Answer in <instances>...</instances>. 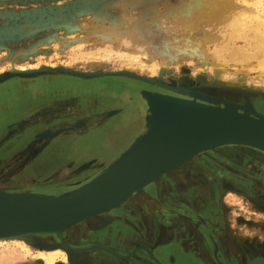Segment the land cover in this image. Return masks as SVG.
I'll return each mask as SVG.
<instances>
[{"label": "rangeland", "instance_id": "obj_1", "mask_svg": "<svg viewBox=\"0 0 264 264\" xmlns=\"http://www.w3.org/2000/svg\"><path fill=\"white\" fill-rule=\"evenodd\" d=\"M196 1L0 0V153L11 148L0 154V187L57 192L94 175L144 130L147 103L141 89L180 95L195 89L237 104L248 98L264 117V0H213L230 12L209 22ZM186 4L189 12L181 14ZM231 29L242 38L228 35ZM129 86L138 87L136 94ZM115 92L122 102L110 99ZM130 100L137 103L135 123L126 120L111 131L100 130L102 121L106 125ZM100 114L104 118H88ZM95 132L104 135L105 145H118L111 156L90 147L73 154L82 160L57 155L63 142ZM45 156L51 161L44 164ZM186 162L190 166L183 163L166 173L177 172V181H185L192 243L200 218L212 221L203 231L201 263L260 264L264 151L225 144ZM213 238L223 240L221 252ZM5 240L0 250L18 253L6 264H48L38 255L55 250L62 253L49 264H86V252L62 245L54 233ZM39 240L55 242L46 246Z\"/></svg>", "mask_w": 264, "mask_h": 264}, {"label": "water", "instance_id": "obj_2", "mask_svg": "<svg viewBox=\"0 0 264 264\" xmlns=\"http://www.w3.org/2000/svg\"><path fill=\"white\" fill-rule=\"evenodd\" d=\"M181 92L184 95L141 89L147 103L144 131L85 181L57 192L36 190L51 198L33 206L1 208L0 236L38 230L34 234L54 233L69 247L62 240L64 230L119 206L188 156L225 144H247L264 151L262 115ZM59 226L67 227L59 234L49 229Z\"/></svg>", "mask_w": 264, "mask_h": 264}, {"label": "flooded vegetation", "instance_id": "obj_3", "mask_svg": "<svg viewBox=\"0 0 264 264\" xmlns=\"http://www.w3.org/2000/svg\"><path fill=\"white\" fill-rule=\"evenodd\" d=\"M129 87L133 93L136 94L138 87ZM160 92L168 93L166 91ZM110 99L116 102H122L121 96L116 92L115 94L111 95ZM133 99H136L135 96ZM137 109L136 101L130 100L126 106L124 104L123 108L119 109L117 115H114L108 120L106 125H104L103 122L100 130H103L104 132L107 130L111 131L118 126H121L123 121L126 120L129 122L133 121V123H135ZM75 136L76 137H74L71 142L65 141L56 147L57 150H60L57 153L58 156H61L60 158H76L80 160L81 157L77 158L75 156L77 153L76 151L87 149L89 147L97 148L98 152L96 154L111 156L115 147L118 146L116 144L105 145L104 135H100L96 132L92 134L80 133ZM126 137L124 136L121 139ZM10 150L11 148H8L0 154H8ZM67 154H72L71 158L64 156ZM57 158L59 157H53L54 160H57ZM42 161L45 164L50 162L51 159L50 157L45 156L44 160ZM84 165L85 163H83V166ZM183 165L190 166V163L186 162ZM176 173L175 175L171 173H164L161 176V179H159L157 182L147 185L146 187L153 190L151 193L158 199L157 202L160 206H167L168 209H171L173 216L178 217L179 219L182 217L189 218V207L185 201V197L187 195L185 188L183 187L185 181H177ZM187 182L189 183L190 181L188 180ZM16 187L27 188L28 186L19 185ZM135 210H137V205L126 202L125 204L108 213H101L97 216L87 219L86 221L76 224L74 227L64 233L65 240L67 239L66 241L71 244V246L79 248L80 250H76L77 252H86V264H124L121 260H127L129 261V264H131L136 261V259L133 258L135 256H138L140 259H144V264H203L201 263L204 253L202 245L205 240L203 238L204 236L202 228L205 226V224L207 226H210V224L212 225V221L207 220V218H200L199 221L202 226H200L198 232L195 233L198 237L193 243L190 239L191 233L188 231L186 225L181 226L182 224L180 225V222L178 221V225L175 226L172 234L170 235L172 242L165 246L155 247L153 246V238L155 236L154 231L151 229L149 230L142 228L140 224L139 226H135L132 222H130L131 220L129 219L133 220L135 217L133 215ZM118 214L122 215V219L115 217ZM222 241V239L217 241L215 238H213L215 248L220 252ZM151 249L153 250L154 257H150L148 252H151ZM81 261L84 262L83 260H77V262ZM260 264H262V262Z\"/></svg>", "mask_w": 264, "mask_h": 264}, {"label": "bare ground", "instance_id": "obj_4", "mask_svg": "<svg viewBox=\"0 0 264 264\" xmlns=\"http://www.w3.org/2000/svg\"><path fill=\"white\" fill-rule=\"evenodd\" d=\"M226 1V0H225ZM186 2V1H185ZM196 2H199V5L201 4L204 8L202 9V11L204 12V17L206 18L205 19V21L206 20H208V22L209 21H213V20H217L218 18H226L227 17V15L229 14V12H230V9H226V8H222L221 6H215V4L213 3V0H198V1H196ZM195 2V3H196ZM216 2V1H215ZM220 2V1H219ZM222 2V1H221ZM193 3V2H192ZM248 3V2H247ZM214 5V6H213ZM220 5H222V4H220ZM183 6V5H182ZM192 6H193V4H192ZM196 6H198V3H197V5ZM195 6V7H196ZM230 6V5H229ZM201 7V6H200ZM223 7H225V4H224V6ZM189 8H190V6L189 5H185V6H183V7H181V14H183V13H186V11L187 12H189ZM228 8V7H227ZM179 9V8H178ZM193 9H195L194 7H193ZM200 11V10H199ZM174 13V12H173ZM199 13H201V12H199ZM178 14V13H177ZM189 14V13H188ZM191 14V13H190ZM203 14V13H202ZM187 15V14H186ZM199 15V14H198ZM245 15V14H244ZM173 16V15H172ZM197 16V15H196ZM195 16V17H196ZM242 18H243V16H241ZM241 18V19H242ZM189 19V18H188ZM199 19H200V16H199ZM199 19H197L198 21H199ZM203 19V18H202ZM233 19H235V18H233ZM232 19V20H233ZM183 20V19H182ZM181 20V21H182ZM185 20H187V19H185ZM191 19H189V21H190ZM204 20V19H203ZM227 20V19H226ZM238 20V19H237ZM188 21V22H189ZM240 21V20H239ZM185 22V21H184ZM235 23V22H234ZM233 23V24H234ZM239 23V22H238ZM185 24H187V23H185ZM192 24V23H191ZM230 24V23H229ZM262 24V23H261ZM232 25V24H231ZM189 26V25H188ZM187 26V27H188ZM229 26V25H228ZM186 27V28H187ZM231 27V26H230ZM242 27H243V25H242ZM212 28V27H211ZM232 28V27H231ZM230 29V28H229ZM241 29V28H240ZM233 30H235V28L233 27ZM238 30V29H237ZM236 30V32L235 31H232V29H231V31H228V35H230L231 37H233L234 35H236L237 33H238V31ZM249 30V29H248ZM251 30H253V27L250 29V31ZM258 30V29H257ZM264 30V29H263ZM261 32H259V33H261L262 34V30H260ZM243 32V31H242ZM253 32V31H252ZM251 32V33H252ZM257 32V31H256ZM243 33H245V31L243 32ZM243 33L241 34V35H243ZM255 33V32H254ZM253 33V34H254ZM259 33H257L258 34V36H259ZM246 34V33H245ZM243 35V37L244 36H246V35ZM250 34V33H249ZM237 35H239V33L237 34ZM236 35V36H237ZM255 36V35H254ZM262 36V35H261ZM237 37H241L240 35L239 36H237ZM237 37H234V38H237ZM256 37V36H255ZM263 37V36H262ZM242 38V37H241ZM244 38H246V37H244ZM243 38V39H244ZM229 39V38H228ZM242 39V40H243ZM262 39H264V37L262 38ZM245 40H247V39H245ZM261 40V39H260ZM249 41V40H248ZM258 41V40H257ZM226 42V41H225ZM250 42V41H249ZM255 42H256V40H255ZM255 42H253L252 43V45L255 43ZM262 42V41H261ZM256 43H260V41L259 42H256ZM255 43V44H256ZM254 44V45H255ZM251 45V46H252ZM253 45V46H254ZM256 45H258V44H256ZM255 45V46H256ZM260 45V44H259ZM252 46V47H253ZM251 47V48H252ZM256 47H258V46H256ZM260 47V46H259ZM250 48V47H249ZM203 51V50H202ZM230 52V51H229ZM240 52V51H239ZM218 64H221V62H217V64L216 65H218ZM219 66V65H218ZM217 66V67H218ZM220 67V66H219ZM222 69V68H221ZM220 70V69H219ZM222 71V70H221ZM220 71V72H221ZM217 75V74H216ZM232 75V74H231ZM227 76V75H226ZM218 77V76H217ZM231 78V77H230ZM221 81V80H220ZM233 81V80H232ZM219 83V82H218ZM223 83V82H222ZM233 86V85H232ZM189 90H187V92H188ZM190 93H192L194 96H197V97H201V98H204V99H206V100H209V101H214V102H222V101H226V100H223V99H218V97H216V96H214V95H210L209 93H204V91H201V90H190L189 91ZM248 97V96H247ZM14 102V101H13ZM226 102H230V101H226ZM11 103V102H10ZM57 103H62V102H60V101H54V102H52V104H57ZM230 103H232V104H234V105H237V106H239V107H242L243 109H246V110H248V111H251V112H254L255 114H257V115H261L260 114V112H257V110L255 109V106L253 105V103L251 102V100L250 99H248V98H246V101L244 102V103H242V104H237L236 102L234 103V102H230ZM257 108V107H256ZM75 109H77V108H75ZM47 111V110H46ZM78 111V110H77ZM80 111H82V110H80ZM79 112V111H78ZM86 114V113H85ZM145 115H146V112H145ZM40 116H41V114H40ZM93 117V120L94 121H96V120H99L100 118H104V115H93V116H89L88 118H92ZM32 118H33V116H32ZM105 120H103L102 122H104ZM64 128H66V127H64ZM104 129V128H103ZM144 129H145V126H144ZM46 130H47V128H46ZM87 131V130H86ZM144 131V130H143ZM142 131V132H143ZM80 132H83V131H80ZM141 132V133H142ZM40 135V134H39ZM44 136V135H43ZM36 139V138H35ZM46 141V140H45ZM228 145H231V144H228ZM236 145V144H235ZM251 147H253V146H251ZM262 148H264V147H262ZM190 156H188V157H186V158H184L183 160H181L180 162H178V166L179 165H181V164H183V163H185L186 161H188L189 159H191V158H189ZM175 167H173V168H171V169H169V171H171L172 169H174ZM161 183V182H160ZM146 187V186H145ZM144 187V188H145ZM143 188V189H144ZM31 189V188H30ZM30 189H28V188H13V189H6V188H2V187H0V209L1 208H5V207H10V206H18V207H28V206H33V205H36V204H39L40 202H42V201H44V200H46V199H50L51 198V196H48V195H46V194H43V193H39V192H36L35 190H30ZM142 189V190H143ZM142 190H140V191H142ZM139 191V192H140ZM136 193V192H135ZM195 193V192H194ZM133 195H134V193H133ZM142 201V200H141ZM139 202H140V200H139ZM110 211V210H109ZM108 213V212H107ZM99 215V214H98ZM97 216V215H96ZM154 221V220H153ZM65 227H67V226H59V227H55V228H49V229H52V231H56L58 234L59 233H61V231L65 228ZM163 228V227H162ZM36 231H38V230H32V231H14V232H11V233H9V234H4V235H2V236H0V241H6L5 239H8V238H11V237H16V236H20V237H22V238H24V237H27L28 238V236L29 237H32L33 235H39V234H34ZM163 232H164V230H162ZM167 233V232H166ZM167 235V234H166ZM164 236V235H163ZM39 239V238H38ZM37 239V240H38ZM159 239V238H158ZM61 240V239H60ZM63 241H66L65 240V237H64V234H63V239H62ZM39 241H41L42 243L41 244H43V245H49V244H53V242H55V241H53V240H49V241H45V240H39ZM36 242V241H35ZM61 242V241H60ZM141 244V243H140ZM20 245H22L23 247H26V244L25 243H23V241L21 242V244ZM58 245V244H57ZM60 246V245H59ZM98 246V245H97ZM51 247V246H50ZM69 247L71 248V249H73V250H80L79 248H76V247H73V246H71V245H69ZM46 248V247H45ZM84 249V248H83ZM57 253H62L61 252V250H55V251H48V252H46V251H42V252H40L39 253V255H38V257H40V258H43L44 260H47L48 261V264L49 263H53L54 261H55V258H56V254ZM37 257V258H38ZM78 257V256H77ZM16 258H18V253H17V251L16 250H14V249H12V248H8V247H3L1 250H0V264H6L7 262H10L11 260H14V259H16ZM65 258V257H64ZM16 264V263H15Z\"/></svg>", "mask_w": 264, "mask_h": 264}, {"label": "crops", "instance_id": "obj_5", "mask_svg": "<svg viewBox=\"0 0 264 264\" xmlns=\"http://www.w3.org/2000/svg\"><path fill=\"white\" fill-rule=\"evenodd\" d=\"M151 192H153L151 188L145 187L142 191L136 192L134 195L130 196L127 200L121 203L118 207L125 204L126 202L127 203L130 202L133 205L134 204L137 205V210H135V213H133L135 217L133 218V220L129 219L131 220L130 222H132L135 226H139L140 224L142 228L149 229V230L151 229L154 231L155 236L153 238V242H154L153 246L155 247L165 246L172 242V238L170 235L172 234V231L175 228V226L178 225V221L180 222V225L182 224L181 226L186 225L188 229V227L189 228L191 227L190 219L188 217L187 218L182 217L181 219H179L178 217L173 216L171 213V209H168L167 206L165 207L160 206L157 202L158 199L155 196H153ZM115 217L122 219V215H119V214ZM200 226L202 225L200 224L198 226V229H200L199 228ZM206 228H207V225L205 224V226L202 228L203 231ZM162 230H164V232ZM203 235H205L204 232H203ZM151 252L153 253L152 249H151ZM258 260L259 262L261 261L262 264H264V257H261L260 259L259 258L256 259V261ZM135 263L137 264L138 262L134 261V264Z\"/></svg>", "mask_w": 264, "mask_h": 264}]
</instances>
